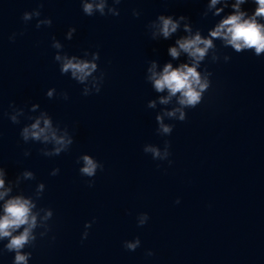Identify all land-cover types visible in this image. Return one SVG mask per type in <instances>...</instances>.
I'll return each instance as SVG.
<instances>
[{
	"label": "clouds",
	"instance_id": "1",
	"mask_svg": "<svg viewBox=\"0 0 264 264\" xmlns=\"http://www.w3.org/2000/svg\"><path fill=\"white\" fill-rule=\"evenodd\" d=\"M121 2L122 0H80L81 10L88 17L97 14L102 17H118L120 9L117 5ZM249 2L250 0H207V6L201 14L202 18L206 19L209 13L213 17H221L213 27L208 29L207 35H204L199 28L194 29L190 18L185 15L174 17L160 14L147 24L150 37L154 41L170 40L177 33H184L177 36L174 44L168 47V56L171 58L168 62L161 66L158 60L153 59L148 62L146 69L145 79L158 94L155 99L148 101L147 107L156 109L161 106L155 116L156 132L159 136L167 137L173 132L174 124L166 121L185 122L187 110L197 108L204 101L205 93L212 86L213 74L206 66L202 69V65L205 61L213 64L220 61L221 54L216 41H220L222 48H231L237 54L251 51L257 57L264 56V0H251L255 4L251 12L242 7ZM42 7L43 0H39L38 7L25 11L21 16L23 23L27 25L35 20L37 29L42 26L51 27L52 19L42 18ZM229 7L231 11L222 15ZM132 15L139 18L141 13L137 9H132ZM75 32L76 28L70 27L65 34V39L71 40ZM23 34V32L13 33L9 36V40L14 42L17 35ZM51 48L55 50L53 59L59 65L61 75H68L82 85L83 96L100 93L104 73L98 64L99 52H90L85 49L80 56L69 55L64 51V45L55 36L52 37ZM181 57H185V61L174 66L173 61H179ZM230 60V55H223L225 63ZM57 95L64 100L69 99L66 91L57 93L55 88H49L46 92L49 99ZM9 109L5 115L11 123L19 125L22 118L30 121L20 129V137L25 144L43 145L39 149L42 156L57 157L70 150L74 143V136L68 127H61L59 123H54L51 115L42 110L38 103L31 104L28 113L23 107L16 106L14 102L9 104ZM170 148V141L165 140L163 147L151 143L145 144L143 152L150 154L153 160L167 161L171 166L173 161L170 159ZM30 155V150L24 151L25 157ZM76 163L80 165V175L88 178V187H93L94 177L98 171L103 170L104 165L89 154H81ZM59 172V168H53L50 175L56 176ZM25 181H37L35 173L25 169L14 180H9L6 168L0 166V245H2L0 256L13 254L12 264H29L32 251L27 249L35 248L38 239L48 236L51 231L49 222L54 215L51 208L39 206L46 185L43 182H37L34 192L26 195L20 188ZM175 203H180L179 198ZM149 219L148 213H139L136 216L137 227L143 228ZM93 223L94 220L85 223L82 241L87 239L88 229ZM123 247L134 252L141 247V240L138 236L125 240ZM145 255L151 257L154 252L149 249Z\"/></svg>",
	"mask_w": 264,
	"mask_h": 264
}]
</instances>
